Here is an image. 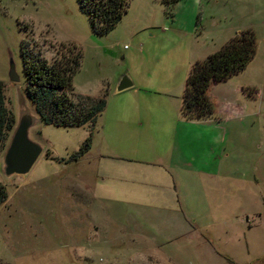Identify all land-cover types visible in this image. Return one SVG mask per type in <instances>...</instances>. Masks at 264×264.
Masks as SVG:
<instances>
[{"label": "rangeland", "instance_id": "1", "mask_svg": "<svg viewBox=\"0 0 264 264\" xmlns=\"http://www.w3.org/2000/svg\"><path fill=\"white\" fill-rule=\"evenodd\" d=\"M246 30L254 58L186 119L195 63ZM24 40L49 63L61 45L81 48L75 93L108 103L94 126L35 131L46 149L7 185L0 264H264V0H130L104 33L78 0H0L12 108ZM125 76L134 85L119 92Z\"/></svg>", "mask_w": 264, "mask_h": 264}, {"label": "trees", "instance_id": "2", "mask_svg": "<svg viewBox=\"0 0 264 264\" xmlns=\"http://www.w3.org/2000/svg\"><path fill=\"white\" fill-rule=\"evenodd\" d=\"M88 14L92 27L99 32L114 28L127 13L130 0H78ZM256 53L255 34L246 30L237 34L222 49L193 66L186 83L182 114L188 120L210 112L206 90L212 82L228 80L243 71ZM22 60L26 76L25 90L34 107L47 124L64 127L94 126L107 108L106 95L92 97L76 94L73 80L83 61L81 48L61 45L49 63L31 40L22 43ZM14 109L0 80V155L15 124ZM92 136L75 153L80 158L91 150ZM9 198L7 185L0 182V206Z\"/></svg>", "mask_w": 264, "mask_h": 264}, {"label": "water", "instance_id": "3", "mask_svg": "<svg viewBox=\"0 0 264 264\" xmlns=\"http://www.w3.org/2000/svg\"><path fill=\"white\" fill-rule=\"evenodd\" d=\"M9 77L15 94L13 109L16 121L0 155V174L5 185H11L15 178L27 177L46 149V144L35 136V131L46 125V121L34 109L25 87L20 83V76L13 61ZM133 85L130 77L125 76L117 90L120 92Z\"/></svg>", "mask_w": 264, "mask_h": 264}, {"label": "crops", "instance_id": "4", "mask_svg": "<svg viewBox=\"0 0 264 264\" xmlns=\"http://www.w3.org/2000/svg\"><path fill=\"white\" fill-rule=\"evenodd\" d=\"M222 82H224V81H222ZM182 83H183V82H182ZM219 83H221V82H212V83L209 85L210 88H209V89L207 88V90H206V94H207V96H208V95L210 96V98L212 99L213 103L216 102V101H215V99L212 97L213 95L211 94V91H212V88H211V87H212L213 85H215V84H219ZM214 104H216V103H214Z\"/></svg>", "mask_w": 264, "mask_h": 264}]
</instances>
